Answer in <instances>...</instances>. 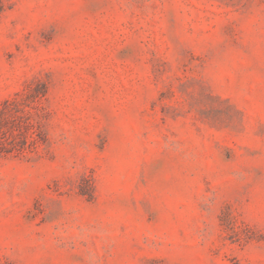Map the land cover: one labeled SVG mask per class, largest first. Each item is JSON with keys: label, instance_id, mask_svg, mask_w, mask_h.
Listing matches in <instances>:
<instances>
[{"label": "rangeland", "instance_id": "rangeland-1", "mask_svg": "<svg viewBox=\"0 0 264 264\" xmlns=\"http://www.w3.org/2000/svg\"><path fill=\"white\" fill-rule=\"evenodd\" d=\"M0 264H264V0H0Z\"/></svg>", "mask_w": 264, "mask_h": 264}, {"label": "trees", "instance_id": "trees-1", "mask_svg": "<svg viewBox=\"0 0 264 264\" xmlns=\"http://www.w3.org/2000/svg\"><path fill=\"white\" fill-rule=\"evenodd\" d=\"M2 116H3V111H2V109H0V125L2 123Z\"/></svg>", "mask_w": 264, "mask_h": 264}]
</instances>
